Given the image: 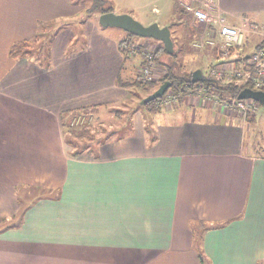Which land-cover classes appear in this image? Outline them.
I'll return each instance as SVG.
<instances>
[{
    "label": "crops",
    "instance_id": "crops-1",
    "mask_svg": "<svg viewBox=\"0 0 264 264\" xmlns=\"http://www.w3.org/2000/svg\"><path fill=\"white\" fill-rule=\"evenodd\" d=\"M163 1L120 3L112 12L151 8L144 25L168 26ZM173 2L190 41L196 31L183 2L217 10L232 25L243 16L264 20V0ZM86 11L72 0H0V217L8 223L0 264H264V156L250 150L248 119L189 92L162 120L136 109L124 133L72 155L63 123L79 109L124 106L132 87L120 84L137 81L141 64L139 55L124 59L118 28L101 27ZM23 40L34 41L33 57L11 59L9 48ZM154 74L159 84L165 69L157 62ZM28 185L54 196L33 198L22 222L7 228Z\"/></svg>",
    "mask_w": 264,
    "mask_h": 264
},
{
    "label": "rangeland",
    "instance_id": "rangeland-1",
    "mask_svg": "<svg viewBox=\"0 0 264 264\" xmlns=\"http://www.w3.org/2000/svg\"><path fill=\"white\" fill-rule=\"evenodd\" d=\"M143 0H102L101 6L102 9H105L108 7L117 6V4L128 6V7H135L132 6L131 3H139ZM83 4H86V9L92 4L91 0H82ZM168 0H164L163 3L167 4ZM162 3V5H163ZM173 0H170V4L168 6L163 7V16H164V22L163 24L168 25L167 27H170L173 31V38L176 40L177 44L180 46L175 49L177 52V61L180 64V67L182 71L184 72H193L196 70H200L205 78H211L210 77V66L214 64V62L217 61V58L213 56L211 57V52H203V51H197L194 50L190 44V38H188L190 34V26L185 25L183 22H180V18H175V13L172 9ZM160 3L157 4L158 7L162 6ZM127 10V13L132 16L136 21L140 22L144 25L142 21V14L144 13H150L151 8L141 10H133L131 8H125ZM80 19V18H79ZM77 18V20L79 21ZM224 20L227 23L235 24L234 19L228 16L224 17ZM262 24V26H261ZM256 25L258 27H264V20L256 22ZM118 32L124 37V39L129 38L132 42V45H137L140 48H143L144 50H147L149 52L154 51L156 48L160 46L162 43H153L150 38H142L137 37L134 35H129L127 32L123 31L122 29L118 28ZM175 32V33H174ZM256 33L247 31L244 32V38H243V47H244V56H249L252 52V49H254V46L260 42L263 37L255 35ZM145 40H149L146 41ZM158 46V47H157ZM138 56V55H137ZM139 57V56H138ZM141 58V57H140ZM125 70L130 65V61L128 60L125 64ZM132 69L135 68L131 67ZM140 68H137L139 70ZM156 77V76H155ZM156 79V78H155ZM132 80L135 81L134 78ZM211 80H215L211 78ZM216 81V80H215ZM155 82V81H154ZM148 84L146 86L141 85H131V89H129V98L127 101H125L124 106H116L113 109H105L103 111L99 109L94 110H86L85 112H77L73 114L69 121L66 122L67 128L69 129V134H67L68 138H70L72 141L76 142L78 145H86L90 142V135L93 137H110V134L115 132L116 135H119L121 133H124L123 125L128 124L129 125V117H131L130 113L135 110H141L145 114L148 112L145 106L141 104V101L147 98L150 94H152L160 85L161 83L157 84L155 83ZM219 83H227L232 82L228 81L226 79L218 80ZM197 83H203V82H197ZM201 86H204L201 84ZM171 92L165 93L162 97L163 99L160 102V106L157 104L155 105L156 109H161L162 111L155 112L156 114H147L146 117L153 121V120H162L164 115L168 114L169 108H172L174 106H179L180 99L178 97H174L170 95V100L168 98V95ZM201 94V92H199ZM161 97V98H162ZM167 97V98H166ZM160 98V99H161ZM187 98V97H186ZM185 98V99H186ZM190 98H188L189 100ZM201 99L204 100L203 97H192V100H198ZM172 100V101H171ZM252 101V100H247ZM187 102V100L185 101ZM185 104V103H184ZM183 105V104H181ZM114 107V106H113ZM219 107V106H218ZM168 108V109H167ZM184 106L178 107L177 112L182 113ZM226 113H230L232 116H236L237 113L231 108L227 107L225 108ZM254 113V112H253ZM252 113H249L248 115H251ZM252 120L247 122V141L253 144V147L250 150L255 151L257 155L264 156V107L259 105V107L255 110V114ZM81 116L82 119L77 120L79 124L77 125H71V120L75 117ZM82 122V123H81ZM65 129V128H64ZM67 129V130H68ZM66 130V129H65ZM72 130V131H71ZM74 131V132H73ZM113 137H115L113 135ZM26 190V192L24 191ZM24 191V192H22ZM19 201L21 202V208H23L25 205H27L32 199L36 196L38 197H53L55 191L49 193V190H43V189H37L33 186L28 185L27 188L19 189ZM22 194V195H21ZM26 194V195H24ZM25 197V198H24ZM20 211V210H19ZM18 214V213H17ZM15 215L13 217L12 222H16L20 219L18 215ZM6 218L0 217V229L4 227L6 224H8L5 220ZM11 224V223H10Z\"/></svg>",
    "mask_w": 264,
    "mask_h": 264
},
{
    "label": "built area",
    "instance_id": "built-area-1",
    "mask_svg": "<svg viewBox=\"0 0 264 264\" xmlns=\"http://www.w3.org/2000/svg\"><path fill=\"white\" fill-rule=\"evenodd\" d=\"M183 3L185 8L192 13V24L196 31V38L191 41V47L197 51L216 53L218 56L217 61L210 66V77L216 81L222 79L233 81L239 86V91L245 87L264 91V40L249 56L243 55L244 32L250 31L264 38V27H258L245 16L240 18L238 25H232L227 23L223 14L217 10L193 8L188 2ZM128 53L131 57L135 55L141 57L140 69L136 72L138 84L146 86L153 83L155 81L154 51L149 52L131 44L128 47ZM232 55L237 56L235 61L226 60ZM190 92H197L199 97H203L204 101L212 103L213 106H220L224 109L231 107L243 119L259 107V104L253 100H240L237 97L222 101L218 95L203 86L195 87ZM170 95L173 96L170 93L169 100ZM79 119L82 117L73 118L70 124H79L77 121Z\"/></svg>",
    "mask_w": 264,
    "mask_h": 264
},
{
    "label": "trees",
    "instance_id": "trees-1",
    "mask_svg": "<svg viewBox=\"0 0 264 264\" xmlns=\"http://www.w3.org/2000/svg\"><path fill=\"white\" fill-rule=\"evenodd\" d=\"M72 1L81 2L82 0H72ZM91 1H92L91 7L89 6L87 8V11H86L87 15L95 16L97 14L100 15L102 13L110 12L113 10V8L110 7L109 5L107 8L102 9V6H101L102 0H91ZM105 1H107V0H105ZM129 35H132V34H129ZM52 39H53V36H52V38L48 39V42L51 41ZM172 40L174 43L173 38H172ZM35 41H36V39H35ZM131 42L132 41L129 38H127L120 43V48L123 49L122 51H123V54H124L123 56H124L125 60H127L129 58L128 47L132 44ZM33 43H34V41H32V40H23V41L15 42L9 48V51H8L9 57L13 60L20 59V58H26V57H28V58L33 57V55H34V52L32 50ZM49 46H50V44L48 43L46 45V51L43 52V54H41V57L45 58L43 60L46 62L44 65H41L42 67L49 66V56H50V53H49L50 47ZM47 47H49V50L47 49ZM154 61L157 62V64L161 65L165 69L164 77L160 80V83L162 84L163 82H166V81L169 82L170 86H169L168 90L166 91V93L171 92V94L175 98L178 97L179 99H183L185 97V95L191 91V89H193L195 87L201 88L202 87L201 84L204 85L203 87H206L208 89V91L213 92L216 95H218V97L222 101H227L228 99L237 97V94L239 91V86L233 81L227 82V83H219L218 81L211 80L210 83H192L191 82L192 72L182 71L179 62L177 61L176 50H174V52L172 54H167L165 52L162 44H160V46L154 50ZM119 81H120V77H119ZM133 84H138V82L134 81L131 84H127L126 82H123L120 85L123 87H128V86L133 85ZM163 97L161 99H156V100H153L151 102L143 104V106H145L144 108H146L148 111H151V113H155V112L159 111L160 109H156L155 105L156 104L158 105V103L161 102ZM82 110H85V108L79 109L76 111H82ZM134 111H136V109L133 110L130 113V115L134 114ZM253 117H254V115H252V114L247 115L245 120L248 119L247 121L249 122L250 120H252ZM129 124L132 125L131 119H130ZM150 126L151 125L148 123V121H145V133L148 135L147 140L149 143L153 144L157 140V136H156V133L150 129L151 128ZM62 127L64 130V132H63L64 140L68 145H70V147L72 149L71 150L72 155H78L80 153H83L86 150H88L90 147L98 149V147L100 145L106 143L110 139L109 137L108 138L100 137V136L99 137H93L90 135L91 138H90V142L88 144L78 145L76 142H74L70 138H68L67 134H69L70 132H69V129L67 128V125H64V123H63ZM25 209H26V207L24 206L23 208H21V210L17 214L20 217V219L17 221V223H15V224L12 223L7 228L16 227L22 222L24 214H25Z\"/></svg>",
    "mask_w": 264,
    "mask_h": 264
},
{
    "label": "water",
    "instance_id": "water-1",
    "mask_svg": "<svg viewBox=\"0 0 264 264\" xmlns=\"http://www.w3.org/2000/svg\"><path fill=\"white\" fill-rule=\"evenodd\" d=\"M98 23L101 27H114L122 29L123 31L137 37L150 38L162 43V46L167 54L174 52V43L171 37L170 29L167 26L160 27L156 22L149 25H143L136 21L132 16L126 13H114L112 11L102 13L98 17ZM208 79L205 78L200 70L193 71L191 74V82H203ZM169 82H163L152 94L141 101V104L160 99L168 90ZM237 99L253 100L264 107V91L253 90L245 87L237 94Z\"/></svg>",
    "mask_w": 264,
    "mask_h": 264
}]
</instances>
